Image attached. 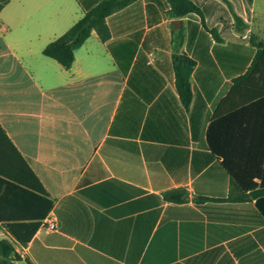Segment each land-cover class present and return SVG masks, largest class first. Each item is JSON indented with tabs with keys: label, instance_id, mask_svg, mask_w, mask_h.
Returning a JSON list of instances; mask_svg holds the SVG:
<instances>
[{
	"label": "crops",
	"instance_id": "0c3cea01",
	"mask_svg": "<svg viewBox=\"0 0 264 264\" xmlns=\"http://www.w3.org/2000/svg\"><path fill=\"white\" fill-rule=\"evenodd\" d=\"M98 1L0 0V170L27 166L52 201L16 243L20 264H264V214L254 198L222 200L229 174L206 136L239 107L233 85L264 90V0H228L242 31L224 0H192L205 25L194 12L171 15L166 0H130L106 17L109 37L92 30L69 67L42 53ZM252 33L263 51L235 83ZM181 53L194 60L188 107L173 70ZM245 133L244 148L264 137ZM178 187L184 200L166 197Z\"/></svg>",
	"mask_w": 264,
	"mask_h": 264
},
{
	"label": "trees",
	"instance_id": "16d2710c",
	"mask_svg": "<svg viewBox=\"0 0 264 264\" xmlns=\"http://www.w3.org/2000/svg\"><path fill=\"white\" fill-rule=\"evenodd\" d=\"M130 0H100L85 11L72 25L55 39L49 41L42 53L69 67L74 59V51L94 30L99 39L104 41L109 37V29L105 19L112 12L122 8ZM169 12L173 16H184L196 13L204 18L201 9L192 0H166ZM228 5L234 19L235 29L242 31L247 23L238 16L228 0ZM216 40H221L218 29H209ZM250 45L255 49L254 55L246 70L234 79L235 83L243 82L251 73L263 51V41L255 34L250 35ZM194 60L181 53L173 57L175 85L182 104L189 106L191 101L190 75ZM241 89L236 85L231 88L240 105L235 110L212 120L206 131L207 140L212 154L221 158V163L229 174V192L222 200L241 201L254 198L259 210L264 214V137L256 141L253 149L243 147L249 145V137H244L246 131L256 127L264 132V90L250 87L242 83ZM249 101H248V100ZM258 109V120L251 114L252 108ZM0 225L4 226L10 235L0 239V257L6 264H17L21 260L15 250L17 242L24 244L32 236L39 222L49 210L52 201L43 193L40 183L31 170L25 166L23 171L7 172L0 170ZM187 195L186 189L178 187L170 190L166 197L174 201H182ZM207 197L200 196L202 201ZM27 260V259H26ZM28 261V260H27ZM29 264H31L28 261Z\"/></svg>",
	"mask_w": 264,
	"mask_h": 264
},
{
	"label": "built area",
	"instance_id": "2783aa9c",
	"mask_svg": "<svg viewBox=\"0 0 264 264\" xmlns=\"http://www.w3.org/2000/svg\"><path fill=\"white\" fill-rule=\"evenodd\" d=\"M45 222L47 223L46 227L48 229H50V230L56 229L57 225H56L55 219H53L51 216H47L45 218Z\"/></svg>",
	"mask_w": 264,
	"mask_h": 264
},
{
	"label": "water",
	"instance_id": "95a60500",
	"mask_svg": "<svg viewBox=\"0 0 264 264\" xmlns=\"http://www.w3.org/2000/svg\"><path fill=\"white\" fill-rule=\"evenodd\" d=\"M0 264H6V260L4 257H0Z\"/></svg>",
	"mask_w": 264,
	"mask_h": 264
},
{
	"label": "rangeland",
	"instance_id": "374dc122",
	"mask_svg": "<svg viewBox=\"0 0 264 264\" xmlns=\"http://www.w3.org/2000/svg\"><path fill=\"white\" fill-rule=\"evenodd\" d=\"M17 264H20V261H18Z\"/></svg>",
	"mask_w": 264,
	"mask_h": 264
}]
</instances>
